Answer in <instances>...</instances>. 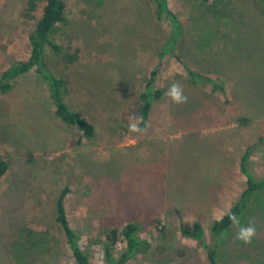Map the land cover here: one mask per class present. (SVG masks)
I'll return each instance as SVG.
<instances>
[{"label": "rangeland", "instance_id": "1", "mask_svg": "<svg viewBox=\"0 0 264 264\" xmlns=\"http://www.w3.org/2000/svg\"><path fill=\"white\" fill-rule=\"evenodd\" d=\"M67 1L63 54L50 60L67 80L69 105L94 124L96 136L87 140L58 121L37 77L0 92V157L9 164L0 181V264H77L56 221L65 188L69 221L91 264H108L106 233L128 223L139 225L150 249L126 264H208L205 248L184 235L182 225L195 230L198 224L208 242L215 217L245 188L240 161L251 144V171L264 176L262 10L251 0H231L229 16L214 21L198 0H170L184 27L177 54L218 77L223 96L190 85L175 57L160 59L170 28L157 20L151 0ZM24 4L0 0V75L29 55L35 24L24 20ZM158 66L164 93L178 81L189 101L177 105L163 94L152 103L147 131L129 132V117L137 116L139 96ZM243 118L248 126L238 125ZM260 196L262 203L251 206L257 235L244 244L233 228L222 246L227 264L264 262V192Z\"/></svg>", "mask_w": 264, "mask_h": 264}, {"label": "trees", "instance_id": "2", "mask_svg": "<svg viewBox=\"0 0 264 264\" xmlns=\"http://www.w3.org/2000/svg\"><path fill=\"white\" fill-rule=\"evenodd\" d=\"M205 9L203 15L213 18L214 21H221L229 16V5L231 0H198ZM257 4L264 14V0H251ZM155 16L157 20L167 23L170 28V38L163 50L158 52L161 60L167 56L175 57L176 60L183 64L186 72V79L192 86L210 88L212 92H219L226 96L227 91L224 83L220 82L218 77L197 71L190 67L187 62H183L177 54L183 43L184 27L180 20L179 14L172 8L170 0H151ZM24 20L27 24H35L27 37V48L29 55L26 58L12 61L0 75V92H13L19 81L25 76H34L40 79L49 96L53 106V112L58 121L69 127H75L87 140L94 139L96 129L92 122L79 111L74 110L68 103L66 98L67 80L64 76L58 74L53 68L50 57L60 56L63 54V48L59 38L64 34L69 25L68 18V1L67 0H25L23 9ZM244 26V24H239ZM259 32V31H258ZM159 66L151 71L147 78L145 90L140 94L137 105V116L142 117L141 127L147 126L152 109V103L159 101L164 91L158 86ZM238 125L245 127L249 125V120L243 118L239 120ZM256 144L246 147L240 161V171L245 178V188L239 194L236 203L228 210L221 221L216 219L210 227V236L208 242L204 238L201 228L196 225V229L192 230L187 225H182V232L193 239H196L203 245L206 250L208 264H227L224 261V253L222 246L225 245V239L233 230V226L228 218V212L235 213L240 216L241 223L246 217L252 219L256 213L251 209L253 204L262 203L261 196L264 192V176L257 178L251 171L250 162ZM27 162L34 161L32 153L23 155ZM8 162L0 157V181L8 170ZM69 192L65 188L60 192L57 199L55 212L56 221L60 225L65 236L66 244L72 253L77 264H91L89 255L85 252L81 245V237L75 232L68 217L66 197ZM254 213V214H253ZM261 216L264 217L263 208ZM139 225L136 223H128L122 230L117 228L111 229L106 233L104 242V255L108 264H126L131 259L141 254H146L150 249V244L140 238ZM196 231V232H195ZM31 234V230H27V234ZM122 249V253L118 259L114 258V253L118 249ZM260 264H264L261 262Z\"/></svg>", "mask_w": 264, "mask_h": 264}, {"label": "clouds", "instance_id": "3", "mask_svg": "<svg viewBox=\"0 0 264 264\" xmlns=\"http://www.w3.org/2000/svg\"><path fill=\"white\" fill-rule=\"evenodd\" d=\"M164 95L168 97L172 103L177 105L187 104L189 97L185 94L184 87L178 81H173L165 91ZM143 121L142 117H138L135 114L129 117L128 130L132 133L143 134L147 131V126L141 127ZM228 218L232 226L237 229L235 233V239L244 244H250L253 238L257 235V228L255 220L250 219L247 224L241 223L240 216L235 213L228 212ZM224 213L217 215L215 219L221 221Z\"/></svg>", "mask_w": 264, "mask_h": 264}]
</instances>
